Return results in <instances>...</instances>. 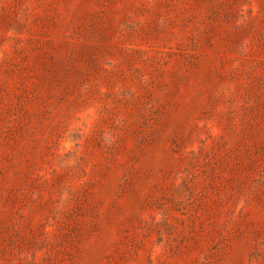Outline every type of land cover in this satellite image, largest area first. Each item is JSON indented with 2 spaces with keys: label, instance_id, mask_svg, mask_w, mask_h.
Here are the masks:
<instances>
[{
  "label": "rangeland",
  "instance_id": "obj_1",
  "mask_svg": "<svg viewBox=\"0 0 264 264\" xmlns=\"http://www.w3.org/2000/svg\"><path fill=\"white\" fill-rule=\"evenodd\" d=\"M0 264H264V0H0Z\"/></svg>",
  "mask_w": 264,
  "mask_h": 264
}]
</instances>
